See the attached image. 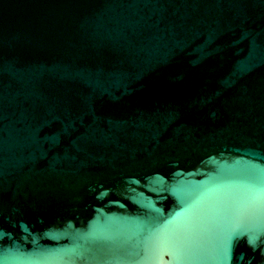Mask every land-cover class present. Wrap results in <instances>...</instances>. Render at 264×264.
Returning <instances> with one entry per match:
<instances>
[{"label":"water","instance_id":"obj_1","mask_svg":"<svg viewBox=\"0 0 264 264\" xmlns=\"http://www.w3.org/2000/svg\"><path fill=\"white\" fill-rule=\"evenodd\" d=\"M0 264H264V0H0Z\"/></svg>","mask_w":264,"mask_h":264}]
</instances>
